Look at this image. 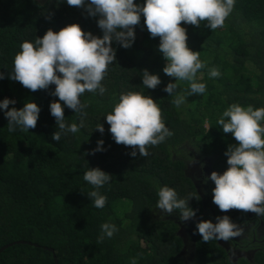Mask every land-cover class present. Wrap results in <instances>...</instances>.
Instances as JSON below:
<instances>
[{"label": "trees", "instance_id": "obj_1", "mask_svg": "<svg viewBox=\"0 0 264 264\" xmlns=\"http://www.w3.org/2000/svg\"><path fill=\"white\" fill-rule=\"evenodd\" d=\"M98 18L68 6L66 0H0V101L15 100L9 109H20L29 100L41 109L34 129L17 126L13 132L0 109V249L15 243L0 253V264H254L247 258L230 261L217 240L205 243L200 234L188 259L178 233L184 223L179 210L166 214L156 205L164 186L174 188L178 199L199 194V201L192 197L188 202L197 218L203 198L189 165L208 155L217 162L216 170L224 172L225 152L237 142L223 133L218 119L234 103L264 107V0H235L223 27L216 30L182 22L188 46L199 51L205 64L196 75L197 82L206 84L199 95L188 96L187 81L176 82L171 96L164 91L175 79L164 74L160 39L150 36L141 16L131 47L113 42L116 60L102 81L106 91L86 92L80 98L86 105L81 113L61 102L66 124L79 126L83 118V127L75 134L61 133L55 141L52 134L59 129L50 113V103L59 99L51 94L55 85L31 92L8 74L22 42L34 43L48 29L59 31L72 23L102 36ZM212 68L219 70V77L209 76ZM144 69L159 75L155 89L142 85ZM130 91L151 96L173 133L149 147L147 157H132L131 148L117 144L106 121L121 94ZM177 94L186 97L179 107L172 103ZM99 124L103 133L96 129ZM101 139L105 150L91 154ZM96 167L111 174L110 182L99 189L83 179ZM93 190L107 197L103 208H96L87 195ZM104 223L116 225L118 231L98 242ZM255 259V264H264V252Z\"/></svg>", "mask_w": 264, "mask_h": 264}, {"label": "clouds", "instance_id": "obj_2", "mask_svg": "<svg viewBox=\"0 0 264 264\" xmlns=\"http://www.w3.org/2000/svg\"><path fill=\"white\" fill-rule=\"evenodd\" d=\"M70 7L83 8L88 16L99 17L98 27L102 36L85 32L78 23L68 24L59 31L48 29L42 37L37 36L35 42L24 41L14 57L13 68L8 78L19 82L23 87L35 92L46 90L55 85L53 96L58 100L50 103V113L55 118L59 131L52 134V139L60 141L61 133L73 134L83 127V118L79 126L76 123L66 124L64 107L81 113L86 105L81 97L86 93L102 95L106 89L102 81L107 75L108 66L116 60L115 41L127 49L135 40V27L140 24L141 16L152 38L159 37V51L166 63L163 67L165 75L174 78L164 91L169 96L178 87L176 82H189L188 96L204 94L206 84L197 82V72L205 67L199 59V51H193L187 44V31L184 24L199 27L204 23L211 30L223 27L226 18L234 8L235 0H144L138 4L135 0H66ZM211 78L220 76L217 68L209 70ZM4 73L0 72V79ZM161 83L159 75L142 72V85L155 89ZM186 100L184 95H175L172 101L177 107ZM15 100L4 98L0 101V109L8 120V131L13 132L18 126L22 131L34 129L37 125L40 107L33 101H26L20 109L12 107ZM109 132L117 144L132 149L130 155L141 157L149 155L148 148L163 142L173 133L162 120L160 106L151 96L139 92L121 94L119 102L106 116ZM264 107L242 106L239 103L230 105L218 119L223 133L231 134L236 144L228 146L225 155L228 168L222 173L212 171L205 178L214 182L213 203L221 212L240 210L264 216ZM96 129L104 132L103 124ZM104 141L98 140L97 147L91 150L104 151ZM83 179L94 189L110 182L111 174L102 169L89 168ZM96 208H103L107 197L93 190L87 193ZM188 199H178L174 188L164 186L158 191L156 208L163 213L171 214L179 210L180 219L187 221L196 215L189 206ZM196 228L203 242L211 240L229 241L241 235V230L229 216H218L216 222L201 220ZM102 235L111 238L116 225L104 223ZM132 264H136L133 260Z\"/></svg>", "mask_w": 264, "mask_h": 264}, {"label": "flooded vegetation", "instance_id": "obj_3", "mask_svg": "<svg viewBox=\"0 0 264 264\" xmlns=\"http://www.w3.org/2000/svg\"><path fill=\"white\" fill-rule=\"evenodd\" d=\"M197 157H200L199 155ZM217 154L215 155V158ZM216 163L213 157L206 155L202 160L193 161L189 165L191 176L194 178L199 193L202 196L203 212L197 217H193L184 223H181L179 235L184 239L183 253L189 259L194 253V245L196 237L199 236L196 228L197 222L201 220H211L216 222L218 216L227 215L236 223L241 230V235L234 237L229 241H217L228 253L230 261L239 262L242 258H247L254 264L257 263L255 257L264 252V216H259L251 212H243L240 210H230L221 212L213 203L212 189L215 184L210 179L205 182V178L209 177L212 171L216 170ZM218 173L222 174L223 172Z\"/></svg>", "mask_w": 264, "mask_h": 264}, {"label": "water", "instance_id": "obj_4", "mask_svg": "<svg viewBox=\"0 0 264 264\" xmlns=\"http://www.w3.org/2000/svg\"><path fill=\"white\" fill-rule=\"evenodd\" d=\"M17 243V242H16ZM15 243H12V244H7L5 246H3L1 249H0V253L3 252L7 247H9L10 245H13Z\"/></svg>", "mask_w": 264, "mask_h": 264}]
</instances>
